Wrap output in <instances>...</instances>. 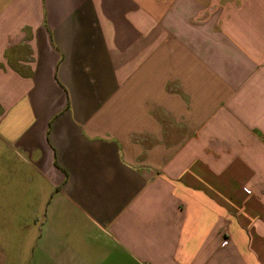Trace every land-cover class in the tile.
Returning a JSON list of instances; mask_svg holds the SVG:
<instances>
[{"label":"crops","instance_id":"1","mask_svg":"<svg viewBox=\"0 0 264 264\" xmlns=\"http://www.w3.org/2000/svg\"><path fill=\"white\" fill-rule=\"evenodd\" d=\"M0 177V264H264V0H0Z\"/></svg>","mask_w":264,"mask_h":264},{"label":"rangeland","instance_id":"2","mask_svg":"<svg viewBox=\"0 0 264 264\" xmlns=\"http://www.w3.org/2000/svg\"><path fill=\"white\" fill-rule=\"evenodd\" d=\"M0 180H1V177H0Z\"/></svg>","mask_w":264,"mask_h":264},{"label":"built area","instance_id":"3","mask_svg":"<svg viewBox=\"0 0 264 264\" xmlns=\"http://www.w3.org/2000/svg\"><path fill=\"white\" fill-rule=\"evenodd\" d=\"M226 244V243H225Z\"/></svg>","mask_w":264,"mask_h":264}]
</instances>
